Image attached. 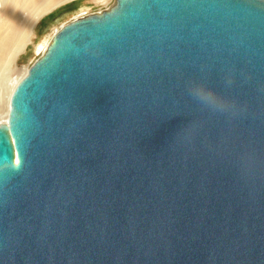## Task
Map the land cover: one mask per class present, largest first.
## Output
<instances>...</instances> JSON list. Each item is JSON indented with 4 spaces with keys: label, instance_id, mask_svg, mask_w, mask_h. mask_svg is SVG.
<instances>
[{
    "label": "water",
    "instance_id": "1",
    "mask_svg": "<svg viewBox=\"0 0 264 264\" xmlns=\"http://www.w3.org/2000/svg\"><path fill=\"white\" fill-rule=\"evenodd\" d=\"M0 264H264V0L62 25L0 122Z\"/></svg>",
    "mask_w": 264,
    "mask_h": 264
},
{
    "label": "rangeland",
    "instance_id": "2",
    "mask_svg": "<svg viewBox=\"0 0 264 264\" xmlns=\"http://www.w3.org/2000/svg\"><path fill=\"white\" fill-rule=\"evenodd\" d=\"M48 6L39 8L40 3L25 0H15V13L8 15L0 11V84L4 85L6 90L8 77L16 68L26 69L34 61L36 55H32L33 46L40 39H46L45 44L55 32L54 27L60 26L72 20L73 13L77 12L80 7L84 10L94 12L109 6L113 0H46ZM108 1V3H106ZM39 2V1H37ZM2 7L0 6V9ZM106 9V8H105ZM85 13V14H87ZM84 15V14H83ZM54 30V32H52ZM25 31H32L34 36L29 41L25 50L20 52V56L12 58V47L16 45L14 42L20 43L22 40L18 36ZM33 42V43H32ZM30 44V45H29ZM43 44V45H45ZM9 56V58H8ZM8 58V59H7ZM8 60V61H7ZM8 62V63H7ZM12 63V64H11ZM9 64V65H8ZM8 86V85H7Z\"/></svg>",
    "mask_w": 264,
    "mask_h": 264
},
{
    "label": "bare ground",
    "instance_id": "3",
    "mask_svg": "<svg viewBox=\"0 0 264 264\" xmlns=\"http://www.w3.org/2000/svg\"><path fill=\"white\" fill-rule=\"evenodd\" d=\"M29 1L35 2L36 4L40 3L39 8L42 7V6H48L49 7V4L47 3L46 0H25L26 3L29 2ZM37 1H39V2H37ZM106 3H108V1H106ZM113 3H114V0L112 1V3L109 6L107 5L103 9L109 8ZM0 6L2 7L0 9V11H2V12L4 11L5 14L11 15V14L15 13V8H16L15 0H0ZM84 8L85 7H80V9H78L77 12L73 13V17L72 18L76 19L78 17H83V16L87 15L88 11L84 10ZM101 11H102V9H99V10H96L94 12H89V13H98V12H101ZM85 13H87V14H85ZM69 21H71V20H69ZM64 24L65 23H62L60 26H57V27L55 26L54 27L55 32L58 31V29ZM54 30H52V32H54ZM54 33L51 35V37L54 35ZM33 36H34V34H33L32 31H25L24 33H22V34H20L18 36V39L20 37V39L22 41L20 43H18L17 41L14 42L16 45H14L12 47V49H11V51L13 52V55H11V53H10V57L13 56L12 60L15 58V56L18 57L20 52L25 50L26 44L29 41L32 40ZM51 37L49 38V40L47 41L46 44H45L46 39H43V38L40 39L39 42L34 44V46H33L34 50L32 51V55L34 54V55L37 56V57H35L34 61L43 53V51L45 50L46 46L48 45ZM3 40L4 39H2L1 36H0V41H3ZM43 44H45V45H43ZM8 58H9V56H8ZM34 61L28 66V68L34 63ZM28 68L21 69L20 67H18L14 71H12L13 73L8 77V80H7V85L8 86L6 85V90L4 89V85L0 84V122L6 121L8 108H9L10 94H11L14 86L16 85V83L23 77V75L26 73Z\"/></svg>",
    "mask_w": 264,
    "mask_h": 264
},
{
    "label": "clouds",
    "instance_id": "4",
    "mask_svg": "<svg viewBox=\"0 0 264 264\" xmlns=\"http://www.w3.org/2000/svg\"><path fill=\"white\" fill-rule=\"evenodd\" d=\"M226 83L230 84L231 81ZM187 93L201 109L212 113L235 114L236 102L222 96L204 80H193L187 85Z\"/></svg>",
    "mask_w": 264,
    "mask_h": 264
}]
</instances>
